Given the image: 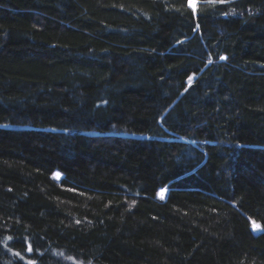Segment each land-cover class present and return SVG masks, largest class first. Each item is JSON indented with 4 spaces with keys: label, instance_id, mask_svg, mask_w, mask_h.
<instances>
[{
    "label": "trees",
    "instance_id": "1",
    "mask_svg": "<svg viewBox=\"0 0 264 264\" xmlns=\"http://www.w3.org/2000/svg\"><path fill=\"white\" fill-rule=\"evenodd\" d=\"M194 1L0 0V264H264V0Z\"/></svg>",
    "mask_w": 264,
    "mask_h": 264
},
{
    "label": "rangeland",
    "instance_id": "2",
    "mask_svg": "<svg viewBox=\"0 0 264 264\" xmlns=\"http://www.w3.org/2000/svg\"><path fill=\"white\" fill-rule=\"evenodd\" d=\"M193 3H195V5L197 4V1H194L193 0ZM58 174V175H57ZM55 177L56 178H61L62 177V174L60 173V172H56L55 173ZM165 192H166V189H162L160 192H159V196L161 197V198H163L164 196H165ZM255 228L256 229H258L256 226H255ZM80 263V262H79ZM80 264H83V263H80Z\"/></svg>",
    "mask_w": 264,
    "mask_h": 264
},
{
    "label": "snow or ice",
    "instance_id": "3",
    "mask_svg": "<svg viewBox=\"0 0 264 264\" xmlns=\"http://www.w3.org/2000/svg\"><path fill=\"white\" fill-rule=\"evenodd\" d=\"M210 2H214V0H210ZM189 7L195 9L196 5L193 3V0H189ZM221 59H224V57H221ZM189 80H191V77H189Z\"/></svg>",
    "mask_w": 264,
    "mask_h": 264
}]
</instances>
